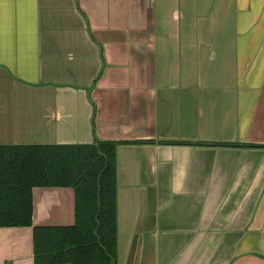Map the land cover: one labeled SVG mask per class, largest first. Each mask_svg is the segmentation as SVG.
<instances>
[{"label":"crops","instance_id":"crops-1","mask_svg":"<svg viewBox=\"0 0 264 264\" xmlns=\"http://www.w3.org/2000/svg\"><path fill=\"white\" fill-rule=\"evenodd\" d=\"M96 141L116 264H264V0H0V146ZM74 224L73 189L34 188L0 264Z\"/></svg>","mask_w":264,"mask_h":264},{"label":"trees","instance_id":"trees-1","mask_svg":"<svg viewBox=\"0 0 264 264\" xmlns=\"http://www.w3.org/2000/svg\"><path fill=\"white\" fill-rule=\"evenodd\" d=\"M118 143L0 146V228L31 227L34 188H71L75 224L34 227L35 264H116Z\"/></svg>","mask_w":264,"mask_h":264}]
</instances>
